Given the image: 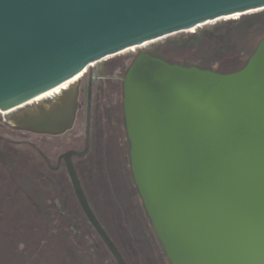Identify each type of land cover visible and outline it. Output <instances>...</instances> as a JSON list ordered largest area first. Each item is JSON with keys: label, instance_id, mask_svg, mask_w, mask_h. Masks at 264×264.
<instances>
[{"label": "water", "instance_id": "95a60500", "mask_svg": "<svg viewBox=\"0 0 264 264\" xmlns=\"http://www.w3.org/2000/svg\"><path fill=\"white\" fill-rule=\"evenodd\" d=\"M264 0H0V113L17 128H72L78 86L105 58ZM134 185L171 264H264V39L245 66L219 73L140 52L123 80ZM70 175L93 226L121 257Z\"/></svg>", "mask_w": 264, "mask_h": 264}, {"label": "flooded vegetation", "instance_id": "af4514ba", "mask_svg": "<svg viewBox=\"0 0 264 264\" xmlns=\"http://www.w3.org/2000/svg\"><path fill=\"white\" fill-rule=\"evenodd\" d=\"M140 52L157 56L139 50L121 66L110 65L118 55L108 57L61 88L77 85L78 97L72 128L59 134L20 129L12 122L24 108L50 105L57 90L14 112L0 113V262L17 264L23 254L28 264H56L59 259L76 264H171L142 202L134 203L130 179L120 176L126 165L131 173L123 80ZM70 165L120 263L86 214ZM22 249L33 251L26 254ZM42 249L56 254L49 253L51 260L41 263L35 251Z\"/></svg>", "mask_w": 264, "mask_h": 264}, {"label": "rangeland", "instance_id": "374dc122", "mask_svg": "<svg viewBox=\"0 0 264 264\" xmlns=\"http://www.w3.org/2000/svg\"><path fill=\"white\" fill-rule=\"evenodd\" d=\"M262 11L253 12L245 16H238L231 19H224L216 22H211L205 26H201L200 28L191 30L186 33H178L171 36H167L161 40L146 44L139 49L136 48L133 50H129L114 57L113 59H110V65L121 66L130 58H134L139 50H145L154 53L157 56H161L167 60H170L172 62H178L180 64L182 63L187 65L205 66L213 70H218L219 68L223 69L225 67V62L227 59H231L232 61L238 62L239 60H247L252 55L258 43L264 37V19H260L259 21H257L255 18L245 19L244 21H239V19H241L242 17H247L249 15H254ZM226 21H231L233 23L230 27V31L228 34V45L230 47L228 50H223L222 48L224 47V45L222 44H219L222 45L221 51L217 52L215 51V49L206 50L204 48V43L196 41L197 38H200L201 34L204 31H211L214 27L220 26ZM195 35L196 38H193V36ZM187 39H190V42H186ZM49 95L51 94H48V96ZM127 167L128 165H126V168ZM133 195L135 197V199L133 198L134 203L140 205L142 201L138 194L136 195V193H134ZM23 250L24 249H22L21 251L24 252ZM32 251L33 250H30V253ZM35 252L38 254V256H40L41 263L50 261L51 257L49 253H55L54 251H48L45 249ZM26 259L27 258L25 257V255L21 254L20 257H17L18 261L16 263L28 264ZM0 263L7 264L6 261H1ZM66 263L76 264V261L71 262L67 261L66 259H59L57 260L56 264Z\"/></svg>", "mask_w": 264, "mask_h": 264}, {"label": "trees", "instance_id": "16d2710c", "mask_svg": "<svg viewBox=\"0 0 264 264\" xmlns=\"http://www.w3.org/2000/svg\"><path fill=\"white\" fill-rule=\"evenodd\" d=\"M250 18H255L257 21H259L260 19H264V11L262 12H259V13H256L254 15H249L247 17H242L241 19H239V21H244L245 19H250ZM233 23L230 21H226L224 22L222 25L220 26H217V27H214L211 31H204L200 38H197L196 41H199L201 43H204V48L207 50H212V49H215V51H221V48H222V45H224V47L222 48L223 50H228L230 47L228 45V37H229V31H230V27ZM193 38H196V35L193 36ZM264 39V37L262 38ZM190 39H187L186 42H190L189 41ZM215 44V45H214ZM219 44H222V45H219ZM204 50V49H203ZM170 63H178V62H172L170 60H167L161 56H158ZM247 60H239L238 62L236 61H232L231 59H227L226 62H225V67L222 69H218V70H215L219 73H232V72H236L240 69H242L245 64H246ZM180 64V63H178ZM181 65H184V66H188L187 64H182ZM199 66V65H198ZM201 68H208V67H205V66H199ZM127 154L124 155V161L127 160ZM124 163V162H123ZM126 168V166H125ZM125 168H123L121 171V175L122 177H125L130 179V183H131V186H132V197L135 199L134 197V193H136V195L138 194L137 192V189L135 187V185H133V179H132V176H131V173L129 172V169L128 167L126 168V173H125ZM24 252L23 253H26V254H30V249H24L23 250ZM6 261V260H5Z\"/></svg>", "mask_w": 264, "mask_h": 264}, {"label": "bare ground", "instance_id": "6f19581e", "mask_svg": "<svg viewBox=\"0 0 264 264\" xmlns=\"http://www.w3.org/2000/svg\"><path fill=\"white\" fill-rule=\"evenodd\" d=\"M79 76H81V74H79V75H77V76H75L74 78H72L69 82H67L66 84H68V83H70V82H72V81H74V80H76V79H78V77ZM56 91V90H55ZM57 91H59V89L57 88ZM50 92H48V93H46V94H44L43 96H41V97H47L48 96V94H49ZM52 93V92H51Z\"/></svg>", "mask_w": 264, "mask_h": 264}]
</instances>
